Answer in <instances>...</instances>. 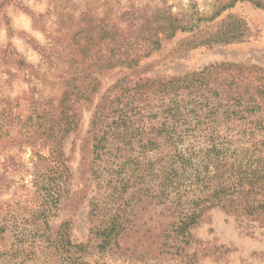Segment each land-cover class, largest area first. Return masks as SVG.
Returning <instances> with one entry per match:
<instances>
[{"label": "trees", "instance_id": "1", "mask_svg": "<svg viewBox=\"0 0 264 264\" xmlns=\"http://www.w3.org/2000/svg\"><path fill=\"white\" fill-rule=\"evenodd\" d=\"M237 1L264 10V0H215L210 17L193 9L184 18L166 0L151 9L125 0L114 22L85 20L73 38L78 58L64 56L57 101L45 98L47 110L33 115L36 139L47 149L37 154L44 167L36 197L43 213L57 201L77 206L94 183L87 215L96 248L174 264L196 262L190 230L212 207L264 230V69L220 62L167 77L151 75L145 62L162 40L199 29ZM239 25L226 24L197 45L243 41ZM12 54L19 66L26 64ZM115 68L120 75L99 93L102 75ZM97 93L86 139L88 183L68 195L71 174L61 143L78 127V107ZM74 253L65 264L73 263Z\"/></svg>", "mask_w": 264, "mask_h": 264}, {"label": "rangeland", "instance_id": "2", "mask_svg": "<svg viewBox=\"0 0 264 264\" xmlns=\"http://www.w3.org/2000/svg\"><path fill=\"white\" fill-rule=\"evenodd\" d=\"M159 1L135 0L137 6L146 9ZM214 1L166 3L184 18L193 9L208 18L217 6ZM124 4L125 0H0V264H65L71 252H75V260L68 264H174L136 259L116 247L96 248L87 215V198L94 195V183L77 206H71L70 200L57 201L43 213L45 209L39 208L40 201L36 200L44 175L37 154L45 156L47 149L33 131L34 112L47 110L45 98L57 101L61 74L68 66L64 56L74 52L78 58L73 38L83 30L85 20L107 16L112 23ZM232 23H240L237 28L245 32L243 41L197 45L201 38ZM12 50L22 56L25 65L19 66L13 54L7 56ZM57 53L63 55L62 60L56 58ZM145 62L151 75L167 77L220 62L264 69V10L237 1L217 17L201 22L199 29L162 40L160 49ZM119 75L117 68L102 75L99 93ZM99 93L78 107V127L61 143L62 158L71 174L68 195L83 190L86 182L83 172L88 174L86 163L91 158L87 132ZM241 222L245 221L217 206L206 211L190 230V250L196 252L194 264H264V230L244 227ZM67 240L77 246H69Z\"/></svg>", "mask_w": 264, "mask_h": 264}]
</instances>
